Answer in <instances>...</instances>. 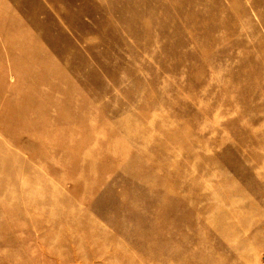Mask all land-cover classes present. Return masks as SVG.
<instances>
[{
    "label": "rangeland",
    "instance_id": "1",
    "mask_svg": "<svg viewBox=\"0 0 264 264\" xmlns=\"http://www.w3.org/2000/svg\"><path fill=\"white\" fill-rule=\"evenodd\" d=\"M0 264H264V0H0Z\"/></svg>",
    "mask_w": 264,
    "mask_h": 264
}]
</instances>
